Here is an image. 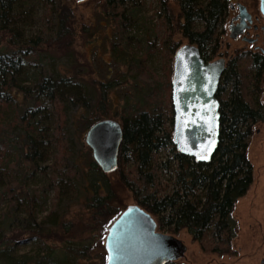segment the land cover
<instances>
[{
  "label": "trees",
  "instance_id": "obj_1",
  "mask_svg": "<svg viewBox=\"0 0 264 264\" xmlns=\"http://www.w3.org/2000/svg\"><path fill=\"white\" fill-rule=\"evenodd\" d=\"M152 1L149 14L148 0H101L112 64L124 69L87 80L94 70L80 64L72 16L60 14L57 0H0V264H106L101 239L124 210V190L160 231L185 229L203 250L230 251L233 208L253 180L251 127L264 122V59L243 54L227 65L212 159L179 153L171 134L173 37L180 32L211 59L227 0H175L177 17L168 0ZM152 54L161 57V75L148 64ZM123 85L131 92L116 107ZM114 116L123 140L117 170L105 173L83 136Z\"/></svg>",
  "mask_w": 264,
  "mask_h": 264
},
{
  "label": "water",
  "instance_id": "obj_2",
  "mask_svg": "<svg viewBox=\"0 0 264 264\" xmlns=\"http://www.w3.org/2000/svg\"><path fill=\"white\" fill-rule=\"evenodd\" d=\"M259 6L264 16V0H259ZM241 17L237 27H230L234 31L230 35L232 39L244 31V18L250 20L245 11L241 12ZM225 68L224 58L206 61L198 45L189 41L174 53L172 140L179 153L192 156L199 162H209L220 143L221 114L217 92ZM122 140V124L113 118L95 122L84 138L93 160L105 173L117 170ZM104 248L106 264H167L186 252L182 240L161 232L155 217L138 203L124 208L113 221L108 228Z\"/></svg>",
  "mask_w": 264,
  "mask_h": 264
},
{
  "label": "rangeland",
  "instance_id": "obj_3",
  "mask_svg": "<svg viewBox=\"0 0 264 264\" xmlns=\"http://www.w3.org/2000/svg\"><path fill=\"white\" fill-rule=\"evenodd\" d=\"M168 1L175 17H177L179 12L177 1ZM241 2L249 3L252 5L251 9L256 14L261 15L257 0H241ZM57 3L62 16H72L73 26L77 34L75 49L78 52L80 64L86 65L87 69L91 67L94 70V73L90 75L85 74V79L90 80L91 78H99L103 74L107 75V69L114 66L108 51L109 42H106L108 39L106 34L109 32L108 28L111 25L107 27L101 24V13L103 11L101 0L80 2L76 0H57ZM147 6L149 14L152 13L154 2L148 0ZM94 30L95 32L91 35ZM173 38L178 46L188 42V39L180 32H176ZM258 45L263 46L262 42H259ZM254 48L255 44L245 42L240 38L238 40L231 39L228 31H226L222 38L219 36L216 54L213 59L225 57L228 60L230 57L243 55L241 53L244 50H254ZM148 64L159 75L163 73L162 60L158 54H152L149 57ZM115 69L123 70L124 67L120 66ZM115 69L113 67L112 74L117 72ZM124 91L131 92L129 85H123L122 88L117 90L118 93H115L116 107L123 103L121 96ZM259 100L264 106V71ZM113 119L121 121L118 116H114ZM172 133L173 127L171 129ZM246 155L253 168V180L245 195L237 199L233 208L232 214L237 221L238 231L233 239L230 251L224 254H216L203 250L199 242L195 241L185 229H181L177 233H169L175 235L186 245L185 254L173 261L174 264H264V122H257L252 125ZM120 195L123 199V209L137 203L130 191L124 190ZM80 210L81 206L76 205L73 207L72 213L78 214ZM106 234L107 230L101 239L104 252Z\"/></svg>",
  "mask_w": 264,
  "mask_h": 264
},
{
  "label": "flooded vegetation",
  "instance_id": "obj_4",
  "mask_svg": "<svg viewBox=\"0 0 264 264\" xmlns=\"http://www.w3.org/2000/svg\"><path fill=\"white\" fill-rule=\"evenodd\" d=\"M257 3L259 4V0H257ZM241 6L244 7L246 10L245 9L241 10L240 8ZM251 6L252 5H250L249 3L248 4L242 3L241 0H227L226 10L223 16L222 25L220 26L219 29V33H220V37L222 38L223 34H225V32L228 31L230 37L231 33L234 32L231 31L230 27H237V25L241 23L242 21L241 12L245 11V13L249 14L250 20L248 18H244V21L246 22L244 31L241 34H239L236 39L233 40H238L240 38L245 42L255 44L254 50H244V52H242L241 54L259 55L264 59V16L262 14L261 15L256 14L251 9ZM259 11H260V6H259ZM235 30L238 31V29ZM259 42H262L263 46L258 45ZM216 48L211 59L206 60L204 57L203 58L206 61L214 60L213 58L216 54ZM219 58L225 59L226 67L233 59V57H230L228 60L225 57H219Z\"/></svg>",
  "mask_w": 264,
  "mask_h": 264
}]
</instances>
